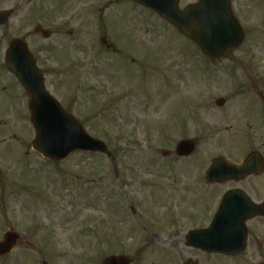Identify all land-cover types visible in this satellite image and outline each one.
<instances>
[{
    "label": "rangeland",
    "instance_id": "obj_1",
    "mask_svg": "<svg viewBox=\"0 0 264 264\" xmlns=\"http://www.w3.org/2000/svg\"><path fill=\"white\" fill-rule=\"evenodd\" d=\"M235 1L243 43L211 61L132 0H0V12H12L0 27V44L25 42L48 93L105 142L108 154L52 162L35 153L29 99L5 68L0 241L7 231L19 239L0 264H101L111 255L131 264L264 260V224L235 258L193 250L185 241L208 225L233 186H208L211 161L241 164L252 151L264 159V129L235 107L215 106L217 99L235 104L233 97L264 92V0ZM37 25L51 37L35 34ZM183 140L196 148L179 159L175 147Z\"/></svg>",
    "mask_w": 264,
    "mask_h": 264
},
{
    "label": "water",
    "instance_id": "obj_2",
    "mask_svg": "<svg viewBox=\"0 0 264 264\" xmlns=\"http://www.w3.org/2000/svg\"><path fill=\"white\" fill-rule=\"evenodd\" d=\"M133 1L166 20L181 35L192 41L203 55L212 60L220 59L227 52L237 49L243 41V32L231 11V0H198L196 4L183 10L178 7L180 0ZM9 17V12H0V26L6 24ZM34 32L44 39L50 37V33L40 26H37ZM5 62L7 69L16 77L29 97L30 122L35 132L32 150L51 161H63L74 152L107 153L106 145L88 136L78 122L65 113L49 95L43 77L22 41L14 40L10 43ZM220 102L221 100L217 101L218 106L221 105ZM194 150L195 145L191 141H182L177 144L175 154L178 157H188ZM254 156L248 157L242 166L216 159L206 172V180L220 184L256 174L259 169H253L251 165ZM242 203L243 199L237 192L226 194L212 225L206 230L189 232L186 236L187 245L207 253L239 255L246 241L244 220L235 219L226 223L222 214L228 210L242 211ZM250 211V216L264 215V203L253 206ZM18 238L16 233L6 232L0 242V256L8 254ZM129 263L127 257L110 256L101 264ZM261 264H264V261Z\"/></svg>",
    "mask_w": 264,
    "mask_h": 264
},
{
    "label": "flooded vegetation",
    "instance_id": "obj_3",
    "mask_svg": "<svg viewBox=\"0 0 264 264\" xmlns=\"http://www.w3.org/2000/svg\"><path fill=\"white\" fill-rule=\"evenodd\" d=\"M237 3L238 2L233 0V3H232L233 10L237 9V7H238ZM5 51H6V49L4 48V46L2 44H0V87L3 84L4 71L6 68L5 63H4ZM230 54L231 53H229L227 55H230ZM252 95H254V97H251V98H245L242 96L238 97V98L233 97L234 99H236L235 104H230L231 98L226 97V98L222 99V101L220 102L222 104V106L219 109H221L222 107H224L226 105H230L231 107H235L234 110H236L235 111L236 113L241 112L243 115H249V117L252 118L253 122H256L257 124L260 125V127H261L260 130H262V129H264V92H261V91L260 92H254V93H252ZM246 105H252V107L247 108ZM259 116H260V118H259ZM254 153L258 154V155H255L253 157V161L251 164L252 168L253 169H259V170H261V172H259L258 174H254V175L242 178V179L237 180V181L234 180V181L227 182L225 184H220V185L211 184V183L206 182L208 184V186L223 187L226 185H233V186L229 187L225 191V193H227L229 191L242 192L251 201V203H253L255 205H260L264 200V197L259 198L261 196H264V159H263L262 155L259 154V152H257V151H252L248 155L254 154ZM244 208H249L246 203L244 205ZM217 209H218V207L216 208L214 214L211 216L208 225L206 227H203L200 229H205L210 225ZM250 213L251 212L248 210H244V211H240V212L231 211V212L225 213V217L228 221H231V219H233L235 217H237L238 219H241V218L246 219L244 221V228H245V233H246V237H247L245 250H246L247 244L249 243L248 240L250 238H253V237L256 238L254 231L257 229L258 226H260L261 224H264V216L251 217ZM261 235H263V238H264L263 232ZM245 250H244V252H245ZM232 258H235V257H232ZM131 261H132V259H131Z\"/></svg>",
    "mask_w": 264,
    "mask_h": 264
}]
</instances>
